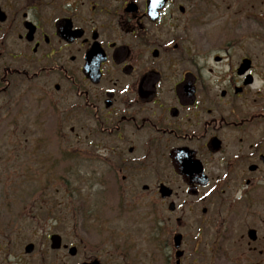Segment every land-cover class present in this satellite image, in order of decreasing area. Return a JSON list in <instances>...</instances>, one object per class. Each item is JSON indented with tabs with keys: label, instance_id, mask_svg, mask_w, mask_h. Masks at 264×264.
Returning <instances> with one entry per match:
<instances>
[{
	"label": "flooded vegetation",
	"instance_id": "1",
	"mask_svg": "<svg viewBox=\"0 0 264 264\" xmlns=\"http://www.w3.org/2000/svg\"><path fill=\"white\" fill-rule=\"evenodd\" d=\"M203 1L0 0V112H61L148 221L88 247L53 210L0 211V264H172L176 234L179 264H264V35L214 37Z\"/></svg>",
	"mask_w": 264,
	"mask_h": 264
},
{
	"label": "rangeland",
	"instance_id": "2",
	"mask_svg": "<svg viewBox=\"0 0 264 264\" xmlns=\"http://www.w3.org/2000/svg\"><path fill=\"white\" fill-rule=\"evenodd\" d=\"M199 3L214 37H237L241 30L247 29L258 34L254 39H262L264 33L256 23H264V0ZM252 15L257 19L251 18ZM230 27L234 30L230 31ZM17 112L20 115L16 119V111L9 118L0 112V211L19 216L25 207L37 218H44L53 210L54 215L70 217L72 235L87 234L88 247H93L99 239L108 241L112 232L121 234L120 238L131 233L134 243L142 246L140 239L144 237L145 226L139 224L138 218L130 221L128 217L137 214L146 223L147 208L140 206L138 210L133 205V193L121 190L112 162L100 158L92 147L76 138L78 127L66 141L56 137L53 122L63 116L59 112L52 116L46 103L32 105V109L23 106ZM93 152L98 159L83 155ZM103 189L110 190L113 199L100 191ZM36 222L39 224L27 225L41 234L37 228L42 222ZM183 222L180 231L190 234L191 225L187 222L191 221ZM216 262L228 264L220 258Z\"/></svg>",
	"mask_w": 264,
	"mask_h": 264
}]
</instances>
